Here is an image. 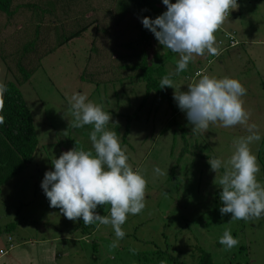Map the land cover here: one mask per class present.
<instances>
[{
    "label": "rangeland",
    "instance_id": "1",
    "mask_svg": "<svg viewBox=\"0 0 264 264\" xmlns=\"http://www.w3.org/2000/svg\"><path fill=\"white\" fill-rule=\"evenodd\" d=\"M37 1L53 9L57 5L55 0ZM171 2L176 3V0ZM237 2L238 9L229 13L215 33L219 55L206 53L194 57L187 70L172 79L175 88L182 92L188 91L189 84L198 81V72L216 78L237 79L245 87L247 92L241 99L249 113L248 123L256 124L261 136V140L250 147L261 169L259 150L264 147V0ZM123 3L126 5L120 9L125 10V14L141 12L139 2L126 0L120 4ZM155 9L167 11L162 0H156ZM231 32L238 44L228 49L230 41L224 35ZM94 33L95 28H91L83 37L56 47L42 60L30 79L19 87L33 115L39 145L27 169L2 187L0 230L3 224L14 223L13 245L24 247L26 244L20 240L30 238L54 242L57 264H136L143 257L141 254L151 253L159 246L165 248L166 241L177 249H184V241L188 245L195 242L212 255L214 264H264V218L230 223L231 214L222 216L219 210L222 189L208 163L209 158L230 157L234 150L233 140L248 135L246 128L243 125L229 128L210 125L206 131L192 134L193 125L186 113L182 111V116H175L169 102L161 101L155 92L151 93L140 118L131 123L128 144L124 147L128 162L134 170H142L148 183L146 206L140 214L128 215L122 226L127 237L120 241L119 247L110 246L115 239L111 226L93 225L95 231L92 230L93 233L83 240L74 233L78 222L68 220L59 208L50 207L41 185L45 173L54 170L51 160L77 147L75 141L79 142L80 148L92 149L89 133L93 126L85 125L79 129L70 126L74 118L69 111L68 97L83 93L89 100L103 105L104 111L112 115V122L106 127L116 133L110 128L113 113L123 112L130 105L139 106L146 95V83L139 79L123 84L98 85L83 77ZM0 48V85H5L15 81L1 56L6 50ZM159 56L161 59L157 65L164 64L167 73L174 72L179 55L161 48ZM167 88L174 98L175 89ZM125 89L131 95L125 96ZM185 143L191 153L181 158ZM155 167L166 174L156 176ZM257 180L263 184L260 173ZM109 206H103V211H108ZM226 230L239 241L231 249L219 243ZM13 245L11 249H15ZM8 247V236L1 234L0 250Z\"/></svg>",
    "mask_w": 264,
    "mask_h": 264
},
{
    "label": "clouds",
    "instance_id": "2",
    "mask_svg": "<svg viewBox=\"0 0 264 264\" xmlns=\"http://www.w3.org/2000/svg\"><path fill=\"white\" fill-rule=\"evenodd\" d=\"M167 11L156 19L143 17V26L150 30L164 49L179 55L176 69L160 81V88H174V100L186 113L192 134L206 131L210 125L224 128L243 125L248 135L233 140V152L227 159L209 158L211 170L219 181L220 213L231 214V221L264 218V184L257 180L260 165L252 145L261 136L256 124H249V113L241 99L247 90L230 77L216 78L197 73L198 81L188 85V91H178L173 76L186 71L196 56L219 55L215 33L229 13L238 9L237 0H162ZM238 44V43H237ZM7 91L0 85V95ZM73 116L72 128L92 125L89 133L92 149L78 146L63 152L51 163L54 170L45 173L42 189L50 207L59 208L70 221L82 218L84 225L111 226L115 239L112 248L119 247L126 233L123 225L128 215H138L145 208L147 180L141 169L134 170L128 162L126 148L122 147L114 131L108 130L112 115L103 105L88 99L86 94L74 93L68 97ZM3 101L0 100V108ZM3 123V117H0ZM221 169L223 172L221 174ZM156 176L166 173L154 168ZM110 205L108 215H100L98 206ZM69 239L71 236L68 237ZM219 243L231 249L238 245L229 230L224 231ZM134 251V250H133ZM160 264H167L162 260Z\"/></svg>",
    "mask_w": 264,
    "mask_h": 264
},
{
    "label": "trees",
    "instance_id": "3",
    "mask_svg": "<svg viewBox=\"0 0 264 264\" xmlns=\"http://www.w3.org/2000/svg\"><path fill=\"white\" fill-rule=\"evenodd\" d=\"M55 1L57 5L53 9L37 0H0V47L6 50L2 51L1 56L15 81L5 84L7 91L3 92L1 98L3 106L0 108V117H3V123H0V193L3 186L27 169L39 145L33 115L19 87L30 79L42 60L56 47L83 37L91 28H95V33L83 77L98 85L123 84L133 79L146 83V95L139 106L130 105L123 112L113 113L110 128L116 130L122 147L128 144L130 125L140 118L151 93L155 92L161 101L169 102L175 116H182L168 88H160L161 79L168 74L164 64L157 65L161 59L160 49L164 47L141 22L143 17L154 20L166 12L155 9L156 0H134L141 4L139 14H125V10L120 9L124 5L120 4L121 1L126 0ZM231 48L234 47L228 49ZM124 93L125 96L131 95L127 89ZM185 145L181 158L191 153ZM259 156L262 166L259 173L264 184V147L259 150ZM103 210V206H100L96 211L100 215H106L109 211ZM77 222L76 231L79 230V233H74L79 234V238L84 240L95 231L93 225H84L82 218ZM2 227L0 235L8 236V249L12 248L14 223L3 224ZM166 242L165 248L159 246L151 253L141 254L143 257L140 256L136 264H160L162 260L167 261V264L215 262L212 255L195 242L188 245L184 241V249H177L175 245Z\"/></svg>",
    "mask_w": 264,
    "mask_h": 264
},
{
    "label": "crops",
    "instance_id": "4",
    "mask_svg": "<svg viewBox=\"0 0 264 264\" xmlns=\"http://www.w3.org/2000/svg\"><path fill=\"white\" fill-rule=\"evenodd\" d=\"M11 241L13 242V240ZM20 241H23L22 244L26 245L24 247L14 245L15 249L2 248L0 250V264H57L54 259L57 246H54V242H40L33 238L21 239ZM1 252L7 254V256Z\"/></svg>",
    "mask_w": 264,
    "mask_h": 264
},
{
    "label": "built area",
    "instance_id": "5",
    "mask_svg": "<svg viewBox=\"0 0 264 264\" xmlns=\"http://www.w3.org/2000/svg\"><path fill=\"white\" fill-rule=\"evenodd\" d=\"M225 38L230 41L229 47H235L237 45V42L235 41V37L234 35H232V33H226Z\"/></svg>",
    "mask_w": 264,
    "mask_h": 264
}]
</instances>
